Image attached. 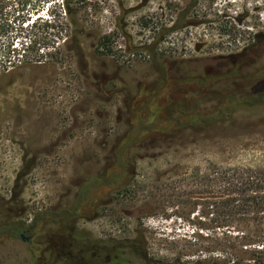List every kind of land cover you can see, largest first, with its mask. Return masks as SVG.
<instances>
[{
  "label": "rangeland",
  "instance_id": "1",
  "mask_svg": "<svg viewBox=\"0 0 264 264\" xmlns=\"http://www.w3.org/2000/svg\"><path fill=\"white\" fill-rule=\"evenodd\" d=\"M55 3L33 27L42 66L0 95V264H76L136 231L156 256L207 233L200 178L264 168V0ZM162 184L179 197L150 198Z\"/></svg>",
  "mask_w": 264,
  "mask_h": 264
},
{
  "label": "trees",
  "instance_id": "2",
  "mask_svg": "<svg viewBox=\"0 0 264 264\" xmlns=\"http://www.w3.org/2000/svg\"><path fill=\"white\" fill-rule=\"evenodd\" d=\"M55 2L59 0H0V95L14 85L22 64L29 69L42 66L36 52L41 38L33 27L37 22L52 27L39 13ZM61 6L66 10V0H61ZM177 26L168 27L165 34ZM99 45L101 52H112L109 37H103ZM130 176L134 178V172ZM180 184H162L155 188L157 193L149 191L150 198L161 196L165 203L166 198H178L175 192ZM198 184L205 188L197 192L195 207L202 209L199 217L205 220L202 228L207 233H195L189 240L164 239V253L155 256L147 237L136 231L125 242L83 244L76 264H121L124 248L143 264H264V168L214 166Z\"/></svg>",
  "mask_w": 264,
  "mask_h": 264
},
{
  "label": "flooded vegetation",
  "instance_id": "3",
  "mask_svg": "<svg viewBox=\"0 0 264 264\" xmlns=\"http://www.w3.org/2000/svg\"><path fill=\"white\" fill-rule=\"evenodd\" d=\"M5 120L4 117V110L2 108V104L0 105V123H2Z\"/></svg>",
  "mask_w": 264,
  "mask_h": 264
}]
</instances>
